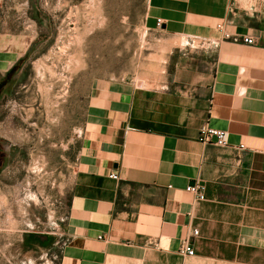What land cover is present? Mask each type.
Wrapping results in <instances>:
<instances>
[{"label": "crops", "instance_id": "1", "mask_svg": "<svg viewBox=\"0 0 264 264\" xmlns=\"http://www.w3.org/2000/svg\"><path fill=\"white\" fill-rule=\"evenodd\" d=\"M5 2L0 100L34 42ZM146 19L172 72L89 97L57 264H264V0H148ZM204 124L228 147L200 142Z\"/></svg>", "mask_w": 264, "mask_h": 264}, {"label": "rangeland", "instance_id": "2", "mask_svg": "<svg viewBox=\"0 0 264 264\" xmlns=\"http://www.w3.org/2000/svg\"><path fill=\"white\" fill-rule=\"evenodd\" d=\"M147 5L6 0L3 16H20L34 42L15 88L0 100V264H23L31 235L53 238L41 263L53 264L93 92L111 82L159 88L172 72L162 37L147 30Z\"/></svg>", "mask_w": 264, "mask_h": 264}, {"label": "built area", "instance_id": "3", "mask_svg": "<svg viewBox=\"0 0 264 264\" xmlns=\"http://www.w3.org/2000/svg\"><path fill=\"white\" fill-rule=\"evenodd\" d=\"M158 26H161V21H159ZM219 28H222L219 26ZM229 37L228 35H226ZM238 39H235L237 41ZM243 43L252 45L254 43V40L252 38H243L242 39ZM199 140L202 143H213L218 147H228V141H229V133L227 131H222V130H217V129H212L207 126V124H204L200 128V134H199ZM115 179H117L116 175H113ZM187 190L193 194L196 195V197L199 200H204L205 195H204V186L202 184L196 183L194 185H190L187 187ZM193 236L198 235V231L195 230L192 233ZM65 245V242L61 243L58 251H56L52 255V262L53 264H57V262L60 259V254L62 252L63 246ZM180 254H185L187 256H193L194 255V250L189 243V241H184L181 248L179 249Z\"/></svg>", "mask_w": 264, "mask_h": 264}, {"label": "flooded vegetation", "instance_id": "4", "mask_svg": "<svg viewBox=\"0 0 264 264\" xmlns=\"http://www.w3.org/2000/svg\"><path fill=\"white\" fill-rule=\"evenodd\" d=\"M52 245L53 238L51 237L47 239L46 236H28L24 241L26 256L21 260V262H23V264H27L28 262L29 264H41L44 259L48 257Z\"/></svg>", "mask_w": 264, "mask_h": 264}, {"label": "water", "instance_id": "5", "mask_svg": "<svg viewBox=\"0 0 264 264\" xmlns=\"http://www.w3.org/2000/svg\"><path fill=\"white\" fill-rule=\"evenodd\" d=\"M47 239H49L50 237L46 236Z\"/></svg>", "mask_w": 264, "mask_h": 264}]
</instances>
